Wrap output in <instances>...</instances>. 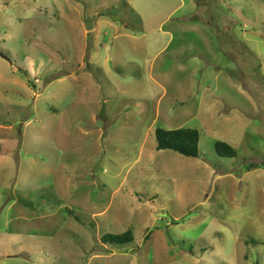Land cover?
<instances>
[{
  "label": "rangeland",
  "instance_id": "374dc122",
  "mask_svg": "<svg viewBox=\"0 0 264 264\" xmlns=\"http://www.w3.org/2000/svg\"><path fill=\"white\" fill-rule=\"evenodd\" d=\"M0 264H264V0H0Z\"/></svg>",
  "mask_w": 264,
  "mask_h": 264
},
{
  "label": "trees",
  "instance_id": "16d2710c",
  "mask_svg": "<svg viewBox=\"0 0 264 264\" xmlns=\"http://www.w3.org/2000/svg\"><path fill=\"white\" fill-rule=\"evenodd\" d=\"M156 150H170L188 158H198L199 133L195 129L179 128L174 130H165L158 128L155 130ZM218 156L234 158L236 152L234 148L223 142L215 144ZM132 233L127 231L119 235L105 234L101 237L103 244L122 245L131 242Z\"/></svg>",
  "mask_w": 264,
  "mask_h": 264
},
{
  "label": "water",
  "instance_id": "95a60500",
  "mask_svg": "<svg viewBox=\"0 0 264 264\" xmlns=\"http://www.w3.org/2000/svg\"><path fill=\"white\" fill-rule=\"evenodd\" d=\"M99 119H100V121H102V122H105V121H106V117H105V114H104V109H103V107H102V109H101V111H100V113H99Z\"/></svg>",
  "mask_w": 264,
  "mask_h": 264
}]
</instances>
